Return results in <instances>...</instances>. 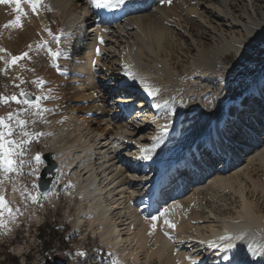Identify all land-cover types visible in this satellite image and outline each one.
I'll return each mask as SVG.
<instances>
[{
    "label": "bare ground",
    "instance_id": "bare-ground-1",
    "mask_svg": "<svg viewBox=\"0 0 264 264\" xmlns=\"http://www.w3.org/2000/svg\"><path fill=\"white\" fill-rule=\"evenodd\" d=\"M23 3L22 47L32 48L33 37L50 31L42 48L62 53L56 66L48 57L53 67L40 76L49 81L42 122L62 140L53 160L80 191L79 226L98 234L122 264H264V215L243 181L250 165L264 163V119L256 110L264 100V68L244 92L232 93L224 79L219 103L208 109L196 89L189 91L192 84L186 92L180 82L182 76L233 75L238 65H227L229 57L253 68L257 52L250 46L264 45V0H124L114 9L93 8L88 0H42L37 13ZM186 6L189 22L177 13ZM18 14L15 3L0 4V28ZM171 29L182 38L185 61L174 71L158 54ZM162 132L151 158H144L142 149ZM186 159L199 171L197 183L183 173ZM216 190L239 198V209L225 215L196 209ZM164 209L175 228L161 217L153 230L151 216ZM150 242L156 247L148 251Z\"/></svg>",
    "mask_w": 264,
    "mask_h": 264
},
{
    "label": "rangeland",
    "instance_id": "rangeland-1",
    "mask_svg": "<svg viewBox=\"0 0 264 264\" xmlns=\"http://www.w3.org/2000/svg\"><path fill=\"white\" fill-rule=\"evenodd\" d=\"M21 3H23V0ZM25 6L30 8L27 3H25ZM187 8L186 6L181 12L177 13L182 14L184 20L189 22L192 18L190 15H187ZM22 12L25 14L23 10ZM24 14L21 19H26V17H23L26 16ZM4 25L2 24L0 28V49L5 50L0 52V57L4 58L0 59V96L11 97L15 95L18 99H23L20 93L24 92L27 95L33 96V101H35L37 97H45V88H48L49 81L43 80L40 76L42 72L46 70V66H51V68L53 66L49 64V54L46 53L48 44L47 48H42V45L46 38L50 36L47 37V33H39L33 37L34 46L28 49L27 47H22L20 40L22 27L8 32V29L6 30ZM48 30L49 29H46V32H48ZM182 42L180 34L174 29H171L166 33L164 42L160 47L161 49H159V59H162V64L166 62L165 65L171 68V71L176 70V67L182 65V62L185 64L182 57ZM154 48L157 50L156 45L153 49ZM51 49L53 50L52 47ZM155 49L154 51H156ZM250 49H252L254 53L257 52L253 55L255 59L253 60V68L245 66L247 61L235 60V58L229 57L227 65H238L233 75L224 74L225 76L222 75L220 79L216 81L207 80L206 77L202 79L201 77L202 81L199 75H195L196 77L194 78L196 79H192L191 81V78L182 76L180 77V82L183 90L186 88V92H189L196 89L193 91L194 96L196 95V100L201 102V105L204 104L203 106H206L207 109L212 102L219 103L221 99L219 98V96H221L219 90L222 91L223 87H225L222 86V81L224 79L228 81V84L230 83V86L227 87L232 93H234L235 90L236 93L247 91L250 80H255L264 68V45L261 46L258 42H255L254 45L250 46ZM25 52L28 53V56L18 61L17 64L10 66L5 63V61L10 60L11 57L21 56ZM30 59L32 60L30 61ZM243 63L245 64L244 66ZM244 70L246 71L244 72ZM31 71L35 74H32ZM238 76L239 81L236 82L234 79ZM38 80L44 81L43 86L34 83ZM198 83H202L203 85L200 84V86H197ZM191 84L193 86H191ZM189 88L190 90L188 91ZM205 88L211 91H208V94H206V91H204L206 90ZM212 93L213 95L211 96L210 94ZM190 98H193V94L190 95ZM206 99L209 100L207 101ZM17 112L20 113L21 119L28 122L27 130L29 132L42 133L43 135L33 140L28 146L24 156L25 164L20 174H10V178L8 179H4L3 176H0V179L3 180V184H0V193L4 195L8 206L13 210L15 215V219L10 220L7 212L4 214L6 226L0 228V264H112L113 261H116L117 264H122L117 260L114 252L103 243L98 234L95 235L86 227L79 226L78 218L81 211V195L79 189L72 185L73 182L70 175H65V173L60 171L57 167L54 171L55 174L52 178L50 188L46 191L50 193L48 197L44 198L40 196L37 203H33L27 198L29 194L36 195L37 191L39 192L38 189L34 190L32 186L38 184L39 174L45 167V162L43 160L44 154L49 152L52 157H54L55 150L62 145V140L54 133L47 131L42 122L43 113L38 114L34 108L28 109L26 105L17 104L14 101H9L7 104H0V117L6 118L9 113L15 114ZM89 114L90 113L87 112L85 116L91 118L92 114ZM18 138L19 137H17V139ZM37 155L41 158V163L39 164L34 160ZM258 162L248 167L246 173L249 180L243 179V181H246V186L251 192V197L249 195L248 198H252L251 200L257 211L264 215V163ZM250 180H252V182ZM254 185L259 188L255 192L252 190ZM260 187H262L263 190H261ZM204 193L205 192L201 193V197L205 196ZM208 196H205L203 205L200 203L196 204V209H200L199 211L201 213L205 212V215L210 209L216 210L222 215L226 213L233 214L236 209H239V205H241L239 198L233 197L229 191L223 192L220 190L219 192L216 190L212 191V194H208ZM142 202H144V200H142ZM139 207L141 208V204ZM43 229L47 230L46 235H50L52 231L56 232L55 236H61L65 245L60 246L57 243V239H51V235L40 240L39 237H41V231ZM44 241H50V244H45ZM155 247L156 246H153L152 242H150L148 251ZM80 252H83L84 255H78ZM152 264H158V262L154 261Z\"/></svg>",
    "mask_w": 264,
    "mask_h": 264
},
{
    "label": "snow or ice",
    "instance_id": "snow-or-ice-1",
    "mask_svg": "<svg viewBox=\"0 0 264 264\" xmlns=\"http://www.w3.org/2000/svg\"><path fill=\"white\" fill-rule=\"evenodd\" d=\"M21 2L22 0H0V4H10L15 3L16 5V11L20 14L16 16V19L14 21H11L9 24H5L4 27H13V28H20L22 27L21 17L24 14L21 9ZM23 2L27 3L30 7L33 13H37V10L41 7H43L42 0H23ZM89 4L93 8L97 9H114L119 8L121 4L124 3V0H88ZM171 0H169V3ZM49 35L52 36V33L49 31ZM53 40L56 43L60 42V37L54 36ZM103 42V41H101ZM31 47V46H29ZM5 51L4 49H0V52ZM47 52L51 59L53 60V66L55 65V61L61 56V52L59 49H57L55 52L52 51L51 48H47ZM97 55H99V50L97 49ZM28 56V53L25 52L21 56H14L11 57L10 60H6L5 63L8 65H15L18 61L24 59ZM0 59H4L3 57H0ZM125 75H127L130 79H137V76L132 73L130 70L125 71ZM142 86L144 87V90L149 95H154L155 92L152 90L148 84L144 81V78H139ZM34 83H37L39 86H43L44 81L38 80ZM155 91H158L155 90ZM20 96L23 97V99H18L17 96L13 95L11 97H2L0 96V104H7L9 101H14L17 104L26 105L28 109H36L37 113H43L45 111H49L48 109H45L41 107V100L47 99L48 97H37L35 101H32L27 98V94L24 92L20 93ZM28 122L24 119L20 118V113L17 112L15 114L9 113V115L5 117H0V176H3L4 179L10 178V174H20L21 169L24 167L25 160V152L28 148V146L31 144V142L35 139H38L39 136L43 135L42 133H33L29 132L27 130ZM166 131V129H165ZM17 137H19L17 139ZM163 137V132L155 137V143L152 147H145L142 149L144 158L150 159L152 152L155 150L156 145L160 142V140ZM35 162L37 164L41 163V158L39 155H37L34 158ZM0 184H3V180L0 179ZM33 189H38L37 185L32 186ZM50 193H39L37 191L36 195H28V199H30L33 203H37L40 196H43L44 198H47ZM18 211V210H17ZM7 212L8 218L15 219V215L13 213V210L8 206L5 197L2 193H0V228H3L6 226L5 220H4V214ZM168 209H164L163 211L159 212L158 215L151 216L152 221V229L155 230L157 221L164 217V224L169 228H175V224L172 223L168 218ZM151 234V233H150ZM167 234V233H166ZM237 237H231V236H224L221 237L222 240H232ZM210 247H214L216 245L210 244ZM228 247H231V245H228ZM78 255L83 256L84 253L80 252ZM112 264H117L116 261H113Z\"/></svg>",
    "mask_w": 264,
    "mask_h": 264
},
{
    "label": "water",
    "instance_id": "water-1",
    "mask_svg": "<svg viewBox=\"0 0 264 264\" xmlns=\"http://www.w3.org/2000/svg\"><path fill=\"white\" fill-rule=\"evenodd\" d=\"M27 98L30 100H34L33 96L27 95ZM43 160L45 162V167L41 170L39 174V181H38V190L40 193L46 192L51 185L52 178L55 174V169L57 168L51 153H45L43 156Z\"/></svg>",
    "mask_w": 264,
    "mask_h": 264
},
{
    "label": "trees",
    "instance_id": "trees-1",
    "mask_svg": "<svg viewBox=\"0 0 264 264\" xmlns=\"http://www.w3.org/2000/svg\"><path fill=\"white\" fill-rule=\"evenodd\" d=\"M41 237H39L40 238V240H42L44 237L46 238L47 236H50L51 235V239H57V243L60 245V246H63V245H65V243H64V241H63V238L61 237V236H59V235H57V236H55L56 235V232H54V231H52L51 232V234L50 235H46L47 234V230L46 229H43L42 231H41ZM50 241H47V242H45L44 241V243L45 244H50L49 243Z\"/></svg>",
    "mask_w": 264,
    "mask_h": 264
}]
</instances>
